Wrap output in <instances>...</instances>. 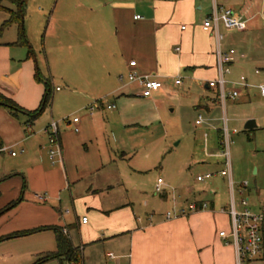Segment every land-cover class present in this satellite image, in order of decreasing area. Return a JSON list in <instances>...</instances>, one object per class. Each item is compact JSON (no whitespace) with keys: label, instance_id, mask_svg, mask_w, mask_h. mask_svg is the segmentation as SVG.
I'll return each mask as SVG.
<instances>
[{"label":"crops","instance_id":"crops-1","mask_svg":"<svg viewBox=\"0 0 264 264\" xmlns=\"http://www.w3.org/2000/svg\"><path fill=\"white\" fill-rule=\"evenodd\" d=\"M37 4V19L45 23L39 55L33 50L34 55L29 56L30 45L28 50H16L0 44L1 93L25 109L35 110L45 95L44 83L35 77L37 69L53 86L50 106L31 126L26 123L27 115L15 117L0 106V148H4L0 151V211L18 201L0 214V264H23L27 257L34 264L57 252L52 226L66 229L73 246L82 248L83 264H237L229 208L234 199L241 209L245 197L254 212L264 205V113L244 118L256 121L254 129L244 126L243 130L247 142L255 141L256 147L248 150L246 146L235 163L226 160L224 166L223 160H216L223 153L215 150L216 141L210 143L205 133L203 149L210 159L203 164L213 170L223 165L220 174L230 192L227 197L216 192L212 196L201 192L170 195L169 186L159 178L156 187H165L161 196L172 208L158 213L148 208L144 185L133 179L145 169L142 163H155L153 149L146 145L138 166L129 159L138 153L135 131L143 130L144 143L151 127L164 135L166 101L175 111L182 100L195 96V90L202 91L208 102L203 105L199 98L191 102L206 112V124L216 130L221 145L224 133L214 122L222 101L219 89L209 85L219 76V42L222 51H237L226 74L227 84L240 86L241 102L252 97L264 102L258 85L250 81L264 74V49L259 55L250 47L260 15L264 18V0H39ZM215 6L232 9L246 19L247 28L229 30L221 25L223 38L218 42L214 29L204 28ZM132 60L139 74L163 83L152 96L143 97L140 86L128 79ZM60 71L75 74L82 88L69 86L65 78L66 90L56 86L54 78ZM241 76L251 83L249 87L240 84ZM178 78L181 83L176 82ZM95 100H103V106L91 113L88 107ZM110 103L115 107L107 108ZM61 107H71L79 122L65 117ZM53 119L58 124L63 162L54 163L48 151ZM114 132H120L127 142L118 139L112 144L110 133ZM126 162L134 165L132 175L124 174ZM245 181L248 186L242 191ZM192 203L199 210L190 211ZM202 203L208 206L202 209ZM39 227L47 228L10 236ZM222 230L227 231L226 237L220 236ZM54 261L66 262L63 256L42 264ZM242 264H264V251Z\"/></svg>","mask_w":264,"mask_h":264},{"label":"rangeland","instance_id":"rangeland-1","mask_svg":"<svg viewBox=\"0 0 264 264\" xmlns=\"http://www.w3.org/2000/svg\"><path fill=\"white\" fill-rule=\"evenodd\" d=\"M39 0H28L26 4V14L23 19V31L26 38L29 41L30 46H32L36 55H39V51H42V42L44 37L45 23H42V18H38L39 5L37 4ZM3 9H0V28L2 30V34L0 35V44L5 47L12 46L15 47L16 50H25L28 45H23L20 43L21 40V27L19 24L12 23L9 26L5 27L4 24L11 17V10H16L14 4L10 2H3ZM49 8V7H48ZM49 13V11L47 10ZM49 16V14L47 15ZM48 20V18H46ZM262 19V20H261ZM264 18L260 15L259 25L257 28L255 27V31L252 33L253 39L250 40L251 51L254 48L255 53L257 52L259 55L261 53V49H264ZM28 46V47H30ZM28 50V49H27ZM264 57V53L261 54ZM46 68V67H45ZM44 69V67H42ZM46 70V69H45ZM45 73V72H44ZM62 74H57L54 78L55 85L60 86L63 90L67 89V85L64 83L63 78L69 80V86H75L76 88H82L81 85L76 83V75L72 72H63ZM47 74V73H46ZM261 76L252 77L250 79L251 83L259 85L264 82V74H260ZM240 76V75H239ZM238 76V77H239ZM237 77V78H238ZM227 79V78H226ZM38 81V80H37ZM250 83V82H249ZM250 83V84H251ZM228 91L234 89H240V86H234L231 84H227ZM195 96H190V99L182 100L181 105L178 104L176 106L175 111H171L174 106L168 100L164 104L166 112V118L164 117V122L166 124V129L164 128V135L159 132V128L156 126L151 127L149 133L146 134L147 140L149 143H144L143 141V130L137 129L135 131V137L138 139V143L136 145V151L138 152L136 155H130V160L135 161V165H139L138 161H143L145 150L147 148V144H150V148L153 149L152 159L155 163L148 162L143 164L145 169L137 176H133V179H137L140 184L144 185L146 192L148 193L147 202L149 203L148 208H153L156 212H167L172 208L171 202L166 201L165 198L161 196V193H164V189L166 185H168L167 192L172 194H186V193H199L206 194L207 196H212L214 192L219 193L222 196L227 197L229 189L224 184L223 178L220 174V169L223 168V165L220 166L219 169L213 170L211 167H207L206 164H203L204 161L208 162L207 159H210L204 151V144L206 142V134L209 135V139L212 143L213 139L216 141L215 150L218 153H223L227 151L229 153V160L232 162H236L237 155L241 156L240 153H245V147L249 146L250 149L256 147L255 141L251 143L247 142L248 138L244 130V126L246 124L245 117L250 114H263L264 113V102H257L251 98L250 101L241 102L239 98L235 101L231 99L226 100V104L223 102L215 111V124L219 126L223 130V139L221 141L218 139L216 130L211 129L206 123H208L207 115L205 111L197 110L192 102H195L197 98L201 99V103L206 105L208 100L206 99L204 93L199 90L194 91ZM253 95V94H252ZM192 101V102H191ZM94 101H92L93 103ZM111 104V103H110ZM177 104V103H176ZM61 112H66L65 117H69L70 119H74L77 113H71V107H61ZM73 109V108H72ZM50 113V110L48 111ZM199 113L203 116V124L197 125L196 120L198 119ZM232 118H237V122L233 123ZM254 119V118H251ZM54 120V119H53ZM56 121V120H54ZM233 128L237 129V133H233ZM161 130V128H160ZM228 130V133H227ZM151 132V133H150ZM161 136H164L163 138ZM112 144L116 143L118 139L120 142H127L125 136H120V132L110 133ZM162 138V139H160ZM160 139V140H158ZM244 139V140H243ZM153 140V141H151ZM143 141V142H142ZM243 143V144H242ZM247 143V144H246ZM49 148L51 144L49 143ZM49 151V149H48ZM134 152V151H133ZM49 153V152H48ZM219 156L215 158L216 160H223V164L225 166V162L227 160L226 155ZM204 159V160H203ZM149 161V160H148ZM203 161V162H202ZM124 165V174L129 176L132 175V169L134 165H129L128 162ZM131 170V171H130ZM213 170V171H211ZM208 172L214 173V176L210 179H206L205 181H198L197 177L199 175H204ZM162 178L165 183V187H161L157 189L156 182ZM236 198L240 200V194L237 190ZM190 199V198H189ZM140 202V200H139ZM153 203V205H152ZM140 204V203H139ZM145 206V203L143 204ZM145 208V207H144ZM139 210L142 211V208L139 207ZM65 212V211H64ZM232 227V226H231ZM113 254L114 251H113ZM109 258L107 257V261ZM106 260V257L104 258ZM34 259H27L23 264H32ZM52 264H60L58 261L52 262Z\"/></svg>","mask_w":264,"mask_h":264},{"label":"built area","instance_id":"built-area-1","mask_svg":"<svg viewBox=\"0 0 264 264\" xmlns=\"http://www.w3.org/2000/svg\"><path fill=\"white\" fill-rule=\"evenodd\" d=\"M140 18V16H137ZM223 25L229 30H244L247 28V21L241 16H237L232 9H219L215 6L212 13L205 19L204 28H212L215 31L218 42L223 38V35L220 33V26ZM184 28V27H183ZM217 57L219 65V76L217 79L209 82L211 87H217L219 89V98L223 103L227 99H237L240 95L237 89L227 91L226 90V74L230 72V65L237 58V51L232 48L228 51H222L220 49V42L217 48ZM131 70L128 73V79L131 82H136L141 88V94L143 97H150L154 92L160 90L163 87V83L152 76H145L138 73L135 69L136 61H130ZM261 72L260 69H257V73ZM177 83H181V79L176 80ZM240 84L249 87L250 83L247 81L245 76H241ZM260 94L264 96V82L258 85ZM103 100H95L88 107V110L93 113L95 110L102 108ZM115 107L114 104H108L107 108ZM79 117L73 119L74 123L79 122ZM203 121V117L200 115L197 124H200ZM50 130V144L51 148L49 150L50 157L54 163L57 161L63 162V152L61 148V142L59 138V129L56 121L52 120L49 125ZM76 131H79V127H75ZM228 133V132H227ZM4 148H0L2 151ZM227 157V164L229 161V153L227 151L223 152ZM13 155L15 153L13 152ZM212 173H207L205 175H200L197 177L199 181H204L205 179L211 178ZM248 182L245 181L242 183V191L246 190ZM208 205L207 203H202L201 208L204 209ZM241 209H238L235 205L234 199H232L231 206L229 208V215L231 218V230L230 234L233 236L234 244L237 252V264H242L248 259H253L259 257L264 251V205L261 207L260 211L254 212L249 208V199L243 198L241 200ZM199 207L197 203H192L190 205V211H197ZM181 215V214H180ZM172 212L167 213V217L170 218ZM88 218L83 217L82 221L87 222ZM64 232L67 233V230L64 229ZM228 235L227 231H220L221 237H226ZM68 264H75L74 262H69Z\"/></svg>","mask_w":264,"mask_h":264},{"label":"trees","instance_id":"trees-1","mask_svg":"<svg viewBox=\"0 0 264 264\" xmlns=\"http://www.w3.org/2000/svg\"><path fill=\"white\" fill-rule=\"evenodd\" d=\"M3 2H10L15 5L16 10H11V17L6 21L4 24L5 27L9 26L12 23L19 24L21 27V40L20 43L23 45H30L28 39L26 38L24 31H23V19L26 14V4L28 0H0V9H3ZM2 30L0 28V35L2 34ZM33 49L30 48L29 56H33ZM35 77L39 82L44 83L45 85V95L43 97V100L40 104V106L35 110H27L23 107H21L16 101H14L12 98L8 97L4 93L0 92V106H3L9 110V112L15 116L19 117L21 114L27 115V125L31 126L47 109V107L50 106L52 101V95H53V86L52 82L49 78L44 77L43 74L40 72L39 69H37L35 73ZM18 201H14L10 203L5 209L0 211V214L4 212L5 210H8L12 207H14ZM47 227H39L31 230H24L16 232L10 236L17 237V236H25L34 232H38L41 230H44ZM53 230H55L57 235V242H58V251L55 253H49L42 257L41 259L37 260L34 264H42L43 262L55 258H62L65 257V264H68L69 262H74L75 264H83V251L81 247H74L69 236L64 232V228L58 227V226H52L49 227ZM5 238V237H4ZM3 238H0L2 240Z\"/></svg>","mask_w":264,"mask_h":264},{"label":"water","instance_id":"water-1","mask_svg":"<svg viewBox=\"0 0 264 264\" xmlns=\"http://www.w3.org/2000/svg\"><path fill=\"white\" fill-rule=\"evenodd\" d=\"M256 126V121L254 119H249L245 124V129L252 130Z\"/></svg>","mask_w":264,"mask_h":264}]
</instances>
